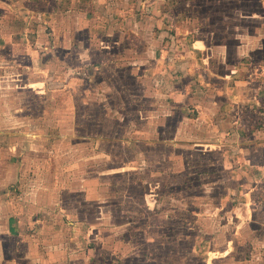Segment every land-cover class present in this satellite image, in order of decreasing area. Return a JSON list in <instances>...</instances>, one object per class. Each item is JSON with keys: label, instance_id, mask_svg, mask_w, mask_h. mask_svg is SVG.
Wrapping results in <instances>:
<instances>
[{"label": "rangeland", "instance_id": "obj_1", "mask_svg": "<svg viewBox=\"0 0 264 264\" xmlns=\"http://www.w3.org/2000/svg\"><path fill=\"white\" fill-rule=\"evenodd\" d=\"M1 38L0 264H264V0H0Z\"/></svg>", "mask_w": 264, "mask_h": 264}, {"label": "crops", "instance_id": "obj_2", "mask_svg": "<svg viewBox=\"0 0 264 264\" xmlns=\"http://www.w3.org/2000/svg\"><path fill=\"white\" fill-rule=\"evenodd\" d=\"M11 43H13V40H11L10 38L7 40H4L3 38H1L0 39V52H2L3 50H6L8 46H11ZM2 54H4V52H2ZM9 125H10V121H7V120L3 121L2 119L0 120V128H2L0 129V151H5L6 153L10 152L12 153L13 156H16V153H17L16 152V149H17L16 141L18 139L15 133H12L10 136L6 135L5 128ZM12 136H13V139H12ZM10 138L14 142H11V144H8L9 141H11ZM4 162H5L4 165L0 163V187L7 186L9 185V183H16L17 182L16 178L19 176V170H18L17 164L16 165L11 164V162L8 161V158L6 156H5ZM2 191L4 190L0 189V202L1 203L10 202V200L14 202V200H16L15 197L8 199V198H5L3 195L1 196ZM8 208L9 207L3 206V209H1L0 207V220L3 221L4 224L7 223L5 229H7V231H10V229H12L16 225V222L14 221V218L12 216L13 215L12 212L10 213ZM4 232H6V230H4Z\"/></svg>", "mask_w": 264, "mask_h": 264}]
</instances>
